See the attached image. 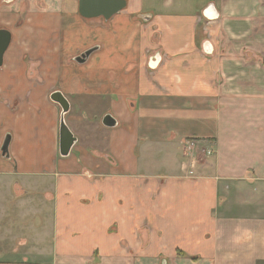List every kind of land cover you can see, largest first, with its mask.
I'll list each match as a JSON object with an SVG mask.
<instances>
[{
    "label": "crops",
    "instance_id": "crops-1",
    "mask_svg": "<svg viewBox=\"0 0 264 264\" xmlns=\"http://www.w3.org/2000/svg\"><path fill=\"white\" fill-rule=\"evenodd\" d=\"M0 29V173L51 184L34 251L0 264H264V0H126L108 21L0 0Z\"/></svg>",
    "mask_w": 264,
    "mask_h": 264
},
{
    "label": "rangeland",
    "instance_id": "rangeland-1",
    "mask_svg": "<svg viewBox=\"0 0 264 264\" xmlns=\"http://www.w3.org/2000/svg\"><path fill=\"white\" fill-rule=\"evenodd\" d=\"M50 192L48 181L24 183L0 173V251H6L1 257L17 255L9 248L17 253L34 251L37 232L45 225L46 213L39 210L51 204Z\"/></svg>",
    "mask_w": 264,
    "mask_h": 264
},
{
    "label": "water",
    "instance_id": "water-1",
    "mask_svg": "<svg viewBox=\"0 0 264 264\" xmlns=\"http://www.w3.org/2000/svg\"><path fill=\"white\" fill-rule=\"evenodd\" d=\"M78 13L85 19L103 18L108 21L111 17L121 12L126 8V0H77ZM144 21L149 20L148 16H143ZM11 42V34L5 29H0V67L3 64V58L6 50ZM95 49L87 50L81 54L76 61L83 63ZM50 99L52 102L59 105L61 108V115L59 120V155L61 157H67L74 143L75 137L65 124L64 116L69 110L68 102L59 92L51 94ZM106 125L112 126L114 123L111 118L105 119ZM9 143L10 136L7 135L0 148L3 158L9 159Z\"/></svg>",
    "mask_w": 264,
    "mask_h": 264
},
{
    "label": "built area",
    "instance_id": "built-area-1",
    "mask_svg": "<svg viewBox=\"0 0 264 264\" xmlns=\"http://www.w3.org/2000/svg\"><path fill=\"white\" fill-rule=\"evenodd\" d=\"M184 149H185V153H186L187 155H189V156H190V155H194V152H195L196 150H198L197 142H196L195 140H193V139H189V140H187V141L185 142ZM206 153H207V155H210V154H211L210 151H207ZM189 175H192V172H190Z\"/></svg>",
    "mask_w": 264,
    "mask_h": 264
}]
</instances>
